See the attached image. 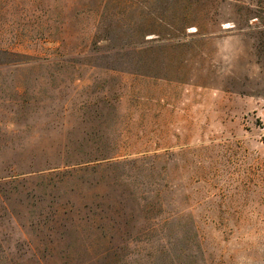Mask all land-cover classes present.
Returning a JSON list of instances; mask_svg holds the SVG:
<instances>
[{"label":"rangeland","instance_id":"1","mask_svg":"<svg viewBox=\"0 0 264 264\" xmlns=\"http://www.w3.org/2000/svg\"><path fill=\"white\" fill-rule=\"evenodd\" d=\"M0 264H264V0H0Z\"/></svg>","mask_w":264,"mask_h":264},{"label":"trees","instance_id":"2","mask_svg":"<svg viewBox=\"0 0 264 264\" xmlns=\"http://www.w3.org/2000/svg\"><path fill=\"white\" fill-rule=\"evenodd\" d=\"M103 161H105V160H101V159H94V160L76 159V160H73L71 162V163H73L71 165H81V164H89V163H97V164L101 165Z\"/></svg>","mask_w":264,"mask_h":264}]
</instances>
